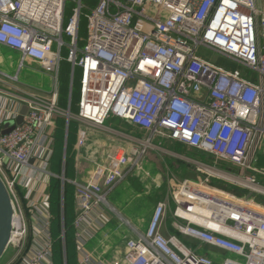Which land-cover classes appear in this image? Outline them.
<instances>
[{
    "label": "built area",
    "instance_id": "built-area-1",
    "mask_svg": "<svg viewBox=\"0 0 264 264\" xmlns=\"http://www.w3.org/2000/svg\"><path fill=\"white\" fill-rule=\"evenodd\" d=\"M68 1L0 0V45L21 53L20 69L36 63L53 81L48 95L0 88L10 103L28 106L23 123L0 136V177L16 219L4 264H53L51 218L41 204L49 201V179L58 177L50 160L55 121L66 116L58 105L64 60L81 70L80 109L72 115L81 123L79 148L88 127L105 128L111 116L144 132L130 153L112 150L88 183L68 181L78 203L75 236L97 206L114 212L108 196L115 186L141 167L157 140L171 139L241 170L237 176L196 162L200 177L180 180L175 191L177 232L230 256L215 262L178 235L162 233L169 206L160 202L147 230L134 229L125 263L264 264V208L212 186L213 178L230 176L260 187L256 175L264 176V168L253 167L264 140V0L260 6L258 0H97L84 49L77 44L86 0L76 1L65 25ZM9 79L17 83L18 76ZM8 112L0 105L3 119ZM81 254L80 264L90 263L89 254Z\"/></svg>",
    "mask_w": 264,
    "mask_h": 264
},
{
    "label": "crops",
    "instance_id": "crops-1",
    "mask_svg": "<svg viewBox=\"0 0 264 264\" xmlns=\"http://www.w3.org/2000/svg\"><path fill=\"white\" fill-rule=\"evenodd\" d=\"M20 62L21 53L19 51H14L0 45V79L3 80V82L0 81V88L13 94H21L24 97L36 94H50L53 89L51 76L39 68L36 63L27 62L25 66L20 69ZM222 62L236 68V66L231 63H227L223 60ZM219 63H221V61ZM25 68L28 70V73L24 75V77H21V73ZM17 76V83L9 79V77ZM0 105L4 106V108L9 111L6 119H3V114H0V126L2 127H4L6 123L15 121L10 112L15 111L19 115L24 114V116L28 112V106H26L24 102L17 101L10 103L9 97L5 94L0 95ZM69 105L71 107L72 104ZM1 118L3 120H1ZM65 118L67 119L66 116ZM80 125L81 124L78 125L73 145L75 161L74 172L73 176L67 178V181L77 180L83 184L88 183L97 166L104 164L107 155L112 150L123 148L127 153H130L133 147L140 146L135 139L142 140L144 138L143 131L132 124L111 116V118L107 120L105 128L88 127L86 139L87 146L85 143V147L79 148L77 146V133L81 128L79 127ZM68 129L67 125V131ZM168 140H157L155 142V147L150 150L148 155L141 162V167L134 170L132 175L115 186L114 190L108 196L109 199H111L109 202L114 212L108 207L97 206L91 214L92 218L85 221L80 231H78L80 237L77 238L75 233L78 264H80L82 258L81 252L89 254L90 263L87 264H126V246L130 240L136 237L134 229L140 232H145L147 230L152 220V214L157 204L160 202L168 203L169 206L168 215L162 227V233L166 236H171L173 234L178 235L189 247L210 256L215 262H221L223 259L230 256L229 253L225 254L211 247L199 246V244L183 237L177 232L174 226L176 218L174 214H172L176 207V203L174 199L173 201L170 200V194H168L169 190L175 192L177 190L176 184H178L180 180H184L188 177L193 179L198 178L196 175L198 172L193 170L197 166L195 163H206H204L203 159L198 160V158L190 155L192 153L191 150L195 149L186 147L178 142L175 150H166L163 146V142ZM195 151L199 152L197 150ZM200 154L204 159L210 158L213 160V158L207 154ZM256 156L257 158L254 160L253 167L256 169H263L264 140ZM211 166H216L225 173L242 176L241 170L236 165L229 162L215 164L213 160ZM247 172L250 173V176L256 175L253 172ZM247 172H244V174L246 175ZM57 176L60 177L61 180H66L64 172ZM256 179L260 187L263 188L264 176L256 175ZM230 180L264 193V188L260 189V187L253 186L247 181L244 182L230 176H227L226 180L213 178L212 186L221 192L234 194L242 198H250L254 200L255 203L256 200L263 202L264 198H261L257 192H253V190H251V192L246 191L244 192L245 194L240 192L235 193V191L231 192L227 189L225 190L223 186L226 183H230ZM48 183L50 184V179ZM75 205V208L78 209L77 199ZM41 206L42 210H48L49 212L48 203L43 202ZM259 206L264 208L262 204Z\"/></svg>",
    "mask_w": 264,
    "mask_h": 264
},
{
    "label": "trees",
    "instance_id": "trees-1",
    "mask_svg": "<svg viewBox=\"0 0 264 264\" xmlns=\"http://www.w3.org/2000/svg\"><path fill=\"white\" fill-rule=\"evenodd\" d=\"M77 0H69L66 6V15L64 24L66 25L71 15L74 13L73 9L77 6ZM97 3V0L84 1V7L82 8L80 24H79V40L77 47L84 49L87 38V24L88 16ZM66 43L70 42L69 38H65ZM70 54V50L65 48L63 50V57L66 59ZM223 62L221 61V64ZM225 64V62H224ZM61 73L59 78V95L58 105L62 110H68L70 107V95H71V82L73 67L70 63L64 60L61 64ZM231 67V66H230ZM235 69V67H231ZM81 70L76 67L74 81H73V94L71 101V113L77 115L80 109V97H81ZM119 122V121H117ZM70 126L67 131V119L64 116L57 117L54 130V150L50 162V171L54 175H61L64 172V177L69 178L73 176L74 172V153L73 145L75 140L76 131L79 123L76 121H69ZM177 142L168 140L163 142V146L166 150L173 151L176 149ZM191 156L203 159L204 163L212 165L213 160L210 158L204 159L200 152L191 150ZM48 199H49V213L51 218L50 223V236L52 237V255L53 264H78V254L76 249L75 238V222L77 220L78 210L76 207L75 187L68 181H63L60 178H50V184L48 187ZM24 193L22 192V196ZM26 213L30 217V210L27 209ZM173 214V212H172Z\"/></svg>",
    "mask_w": 264,
    "mask_h": 264
},
{
    "label": "water",
    "instance_id": "water-1",
    "mask_svg": "<svg viewBox=\"0 0 264 264\" xmlns=\"http://www.w3.org/2000/svg\"><path fill=\"white\" fill-rule=\"evenodd\" d=\"M75 67L73 66V74H72V82H71V95H70V104L72 101V93H73V81H74V73ZM66 117L68 120V128H69V120L72 117L71 107L66 111ZM24 114L18 116V118L13 121L6 123L4 127H0V136L7 135L14 131L19 125L23 123ZM264 188V187H263ZM15 208L14 202L11 198L8 187L3 181L2 177H0V264L6 257L8 250L11 245V241L13 239L12 233L15 223Z\"/></svg>",
    "mask_w": 264,
    "mask_h": 264
},
{
    "label": "rangeland",
    "instance_id": "rangeland-1",
    "mask_svg": "<svg viewBox=\"0 0 264 264\" xmlns=\"http://www.w3.org/2000/svg\"><path fill=\"white\" fill-rule=\"evenodd\" d=\"M258 5L260 6L261 5V0H258ZM18 53V52H17ZM19 54V53H18ZM28 73V70L25 68L24 70H23V72L21 73V77H24V75H26ZM69 121H76L77 123H79L74 117H72V119L71 120H69ZM79 124H81V123H79ZM79 127H81V125L79 126ZM78 137V136H77ZM85 145V144H84ZM83 145V146H84ZM82 146V147H83ZM86 146H87V140H86ZM89 146H90V144H89ZM85 147V146H84ZM163 155V154H162ZM166 156V155H165ZM163 157V156H162ZM177 158V157H176ZM169 159V158H168ZM195 169H197V167L195 168ZM195 169H193L195 172H196V170ZM197 176H198V178L200 177L199 175V173H197L196 174ZM246 175H250V173L249 172H247L246 173ZM176 187H177V190H178V187H179V183L178 184H176ZM224 189L226 190H228V191H235V193L236 192H240V193H243V194H245L244 192H251V190H253V192L255 191V192H258L257 194L261 197V198H264V193H262V192H260V191H258L257 189H252V188H250V187H243V186H241V185H239V184H237L236 182H234V181H231L230 180V183H226L224 186ZM176 190V191H177ZM171 192H172V190L170 191L169 190V193L168 194H170V200H172L173 201V199L175 200V193L176 192H172V194H171ZM110 201H111V199H109ZM169 200V201H170ZM112 202H113V200H112ZM256 203L257 204H262V205H264L263 203H264V200H263V202H261V201H259V200H256ZM186 241H188V240H186ZM11 251H9V253L7 254V257L5 258V261L7 260V258H10L11 257ZM4 261V260H3ZM2 263H4V262H2ZM1 263V264H2Z\"/></svg>",
    "mask_w": 264,
    "mask_h": 264
},
{
    "label": "bare ground",
    "instance_id": "bare-ground-1",
    "mask_svg": "<svg viewBox=\"0 0 264 264\" xmlns=\"http://www.w3.org/2000/svg\"><path fill=\"white\" fill-rule=\"evenodd\" d=\"M241 180V179H240ZM243 181V180H242ZM245 181H247L249 184H251V185H253L250 181H248V180H245ZM244 181V182H245ZM237 184H239V183H237ZM239 185H241V186H243V187H247V186H244V185H242V184H239ZM253 186H255V185H253ZM257 187H259V186H257Z\"/></svg>",
    "mask_w": 264,
    "mask_h": 264
}]
</instances>
